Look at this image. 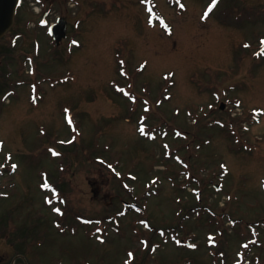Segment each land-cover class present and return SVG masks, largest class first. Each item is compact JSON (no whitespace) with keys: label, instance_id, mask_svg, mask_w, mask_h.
<instances>
[{"label":"rangeland","instance_id":"1","mask_svg":"<svg viewBox=\"0 0 264 264\" xmlns=\"http://www.w3.org/2000/svg\"><path fill=\"white\" fill-rule=\"evenodd\" d=\"M152 2L170 34L142 0H26L0 45L18 264H264V0ZM36 8L69 21L57 47Z\"/></svg>","mask_w":264,"mask_h":264},{"label":"water","instance_id":"2","mask_svg":"<svg viewBox=\"0 0 264 264\" xmlns=\"http://www.w3.org/2000/svg\"><path fill=\"white\" fill-rule=\"evenodd\" d=\"M17 3L18 0H0V36L10 28ZM51 32L54 37L59 40L64 35V24L56 25L54 31L52 30Z\"/></svg>","mask_w":264,"mask_h":264},{"label":"flooded vegetation","instance_id":"3","mask_svg":"<svg viewBox=\"0 0 264 264\" xmlns=\"http://www.w3.org/2000/svg\"><path fill=\"white\" fill-rule=\"evenodd\" d=\"M25 0H22V4ZM18 34L14 33L12 34V32L8 33L7 35L3 36V38L0 39V45L3 44L4 46L2 47V51L3 53H5L8 48L11 47V43L15 42V40L18 38ZM22 36V35H20ZM4 41V42H3ZM2 46V45H1ZM6 49V51L4 52V49ZM2 53V52H1ZM1 58V57H0ZM0 62H1V59H0ZM6 85H9V83H6ZM8 239L7 235H4L2 236L1 232H0V241L1 242H4ZM21 250V249H20ZM12 259L10 260V255L7 256H3L0 258V264H5L7 263L9 260V264H18V263H21V259L23 258L24 256V253L22 251H20V253H15L14 255H12ZM18 262V263H17Z\"/></svg>","mask_w":264,"mask_h":264},{"label":"snow or ice","instance_id":"4","mask_svg":"<svg viewBox=\"0 0 264 264\" xmlns=\"http://www.w3.org/2000/svg\"><path fill=\"white\" fill-rule=\"evenodd\" d=\"M217 2H218V0H212V4L209 6V9H208L209 12L212 10V8L215 7V5H216ZM181 7H182V5H181ZM149 11H151V9H149ZM205 15H207V13ZM261 44L264 45V40L261 41ZM261 54H264V49H262V53ZM69 123H71V119L70 118H69ZM140 131H141V133H143V131H144L143 128H141ZM53 155H58V154L54 152ZM15 167L16 166L13 165V168H15ZM43 187L47 188V187H49V185L47 183H45L43 185ZM54 211H56L57 213H59L60 210L59 209H54ZM192 247H194V245ZM129 256H131V253H129Z\"/></svg>","mask_w":264,"mask_h":264}]
</instances>
